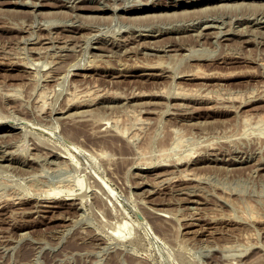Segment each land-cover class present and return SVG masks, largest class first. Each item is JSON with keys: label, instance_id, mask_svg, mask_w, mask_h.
<instances>
[{"label": "rangeland", "instance_id": "obj_1", "mask_svg": "<svg viewBox=\"0 0 264 264\" xmlns=\"http://www.w3.org/2000/svg\"><path fill=\"white\" fill-rule=\"evenodd\" d=\"M143 1L171 7L126 12ZM189 1L0 0V120H29L0 137V264H264V0ZM78 174L71 199L45 206Z\"/></svg>", "mask_w": 264, "mask_h": 264}, {"label": "bare ground", "instance_id": "obj_2", "mask_svg": "<svg viewBox=\"0 0 264 264\" xmlns=\"http://www.w3.org/2000/svg\"><path fill=\"white\" fill-rule=\"evenodd\" d=\"M67 1H69V0H67ZM76 1V0H75ZM102 1V0H101ZM133 1V0H132ZM168 1V0H167ZM201 0H197L196 2H194L193 0L192 1H189V3H199ZM207 1V0H206ZM215 1V0H214ZM223 1V0H222ZM241 1H243V0H241ZM241 1H240V3H241ZM247 1V0H246ZM251 1V0H250ZM250 1H247V2H250ZM259 1V0H258ZM66 2V1H65ZM73 2V1H72ZM125 2V1H124ZM224 2H226L227 3V0L226 1H224ZM228 2H229V0H228ZM232 2V1H231ZM244 2V1H243ZM251 2H253V1H251ZM255 2V1H254ZM68 3V2H67ZM101 3V2H100ZM105 3H106V1H105ZM108 3V2H107ZM107 3H106V5H107ZM129 3H131V2H129ZM128 3V4H129ZM138 3V2H137ZM152 3V2H151ZM219 3V2H218ZM220 3H221V1H220ZM234 3V1L232 2V4ZM238 3V2H237ZM237 3H235V4H237ZM255 3H257V2H255ZM34 4V3H33ZM70 4H71V1H70ZM123 4H125V3H123ZM127 4V5H128ZM154 4V3H153ZM171 4V3H170ZM203 4V3H202ZM213 4V3H212ZM215 4V3H214ZM217 4V3H216ZM228 4V3H227ZM231 4V5H232ZM235 4L234 5H232V7L233 6H235ZM239 4V3H238ZM237 4V6H239ZM242 4H246V2L245 3H242ZM262 4V3H261ZM64 5H65V3H64ZM104 5V4H103ZM117 5V4H116ZM116 5H114V6H116ZM119 5V4H118ZM181 5H183V3H180V2H178V3H176L175 5H174V7L175 6H181ZM187 5H189V4H187ZM192 5V4H191ZM220 5H223V2L220 4ZM230 5V4H229ZM259 5V4H258ZM263 5V4H262ZM77 6V5H76ZM120 6V5H119ZM171 7L169 4H162V3H160V2H155V4L154 5H152V6H150L149 5V1H143V2H139V4L138 5H133V6H131L130 8H128L127 10H126V12H128V13H135V12H145V11H149V10H154V9H158V8H160V7ZM199 6V5H198ZM204 6H205V4H204ZM203 6V7H204ZM217 6V5H216ZM215 6V7H216ZM227 6V5H226ZM243 6V5H242ZM247 6V5H246ZM75 7V6H74ZM74 7H73V9H74ZM101 7V6H100ZM108 7V6H107ZM117 7V6H116ZM115 7V8H116ZM182 7V6H181ZM203 7H202V9L201 10H205V8L207 7V4H206V7L203 9ZM208 7H210V5L208 6ZM217 7H219V6H217ZM236 7V6H235ZM239 7H241V4H240V6ZM245 7V6H244ZM251 7V6H250ZM256 7H257V5H256ZM259 7V6H258ZM81 8V7H80ZM113 8V7H112ZM127 8V7H126ZM189 8V7H188ZM199 8H201V7H199ZM211 8V7H210ZM213 8V7H212ZM222 8V7H221ZM225 8V7H224ZM228 8H230V7H228ZM97 9V8H96ZM110 9V8H109ZM169 9V8H168ZM179 9H181V8H179ZM207 9V8H206ZM216 9V8H215ZM218 9V8H217ZM227 9V8H226ZM238 9H241V8H238ZM260 9V8H259ZM34 10V9H33ZM77 10V9H76ZM107 10V9H106ZM113 10V9H112ZM111 10V11H112ZM192 10V9H191ZM195 10H196V8H195ZM208 10V9H207ZM211 10H213V9H211ZM225 10V9H224ZM224 10H223V12H224ZM237 10V9H236ZM184 12H185V10H183ZM186 11L188 12V11H190L189 9L187 10L186 9ZM206 11V10H205ZM218 11V10H217ZM238 11V10H237ZM260 11H262V10H260ZM218 12H221V11H218ZM222 12V13H223ZM241 12V11H240ZM257 12V11H256ZM73 13H74V11H73ZM77 13V12H76ZM76 13H74V16H75V14ZM115 13V12H114ZM114 13H113V15H114ZM169 12H167V14H168ZM172 13V12H171ZM176 13V12H175ZM181 13H183V12H181ZM249 13V12H248ZM258 13V12H257ZM261 13V12H260ZM118 14V13H117ZM152 14V13H151ZM165 14V13H164ZM185 14V13H184ZM204 14H205V12H204ZM209 14H210V12H209ZM225 14V13H224ZM229 14V13H228ZM240 14V13H239ZM250 14H252L251 12H250ZM80 15V14H79ZM116 15V14H115ZM133 15V14H132ZM143 15H145L144 13H143ZM157 15V14H156ZM162 15V14H161ZM170 15V14H169ZM201 15V14H200ZM211 15V14H210ZM220 15H221V13H220ZM235 15V14H234ZM233 15V16H234ZM253 16H254V13L252 14ZM259 15V14H258ZM264 15V14H263ZM83 16V15H82ZM119 16H122V15H119ZM134 16H135V14H134ZM150 16V15H149ZM149 16H147V15H145V16H137V17H130V18H134V20H143V19H145V18H147V17H149ZM159 16H160V14H159ZM175 16V15H174ZM184 16V15H183ZM186 16V15H185ZM188 16H189V14H188ZM215 17H216V15H214ZM224 16V15H223ZM241 16V15H240ZM255 16H257L256 14H255ZM254 16V17H255ZM261 16V18H263L262 17V15H260ZM259 16V17H260ZM77 17V16H76ZM180 17V16H179ZM187 17V16H186ZM199 17V16H198ZM208 17V16H207ZM211 17H212V15H211ZM210 17V18H211ZM221 17V19H222V16H220ZM239 17V16H238ZM238 17H235L236 19H238ZM243 17V16H242ZM253 17V18H254ZM258 17V18H259ZM129 18V19H130ZM176 18V17H175ZM193 18H195V17H193ZM203 18V17H202ZM205 18H206V16H205ZM248 18V17H247ZM250 18V17H249ZM251 18H252V16H251ZM250 18V19H251ZM76 19V18H75ZM79 19V18H78ZM118 19V18H117ZM128 19V18H127ZM161 19V18H160ZM191 19H192V17H191ZM196 19V18H195ZM198 19H200V18H198ZM197 19V20H198ZM206 19H208V18H206ZM214 19V18H213ZM216 19V18H215ZM223 19H224V17H223ZM260 19V18H259ZM264 19V18H263ZM185 20V19H184ZM184 20H183V22H184ZM186 20H188V19H186ZM190 20V19H189ZM193 20V19H192ZM196 20V21H197ZM218 20V19H217ZM217 20H216V22H217ZM240 20V19H239ZM242 20H243V22H244V19L242 18ZM248 20V19H247ZM74 21V20H73ZM77 21V20H76ZM81 21V20H80ZM120 21V20H119ZM122 21V20H121ZM146 21V20H145ZM156 21V20H155ZM158 21H159V19H158ZM213 21V20H212ZM254 20H252V22H253ZM256 21H257V19H256ZM125 22V21H124ZM123 22V23H124ZM133 22V21H132ZM131 22V23H132ZM141 22V21H140ZM161 22H163V20L161 21ZM160 21H159V23H161ZM171 22V21H170ZM170 22H169V24H170ZM177 23H178V21H176ZM181 22V21H180ZM222 22H223V20H222ZM234 22V20L232 21V23ZM248 22V21H247ZM73 23V22H72ZM137 23V22H136ZM139 23V22H138ZM138 23H137V25H138ZM143 23H144V21H143ZM151 23V22H150ZM156 23H157V21H156ZM192 23V22H191ZM257 23V22H256ZM261 23H263V22H261ZM24 24V23H23ZM71 24V23H70ZM128 24V23H127ZM145 24H146V22H145ZM154 24V23H153ZM158 24V23H157ZM165 24V23H164ZM173 24V23H172ZM187 24V23H186ZM188 24H190V23H188ZM193 24V23H192ZM191 24V25H192ZM199 24V23H198ZM218 24V23H217ZM216 24V25H217ZM219 24H220V22H219ZM250 24V23H249ZM254 24V23H253ZM264 24V23H263ZM68 25V24H67ZM76 25V24H75ZM85 25V24H84ZM83 25V26H84ZM125 25V24H124ZM123 25V26H124ZM130 25H134V28H136L135 26V22H134V24H130ZM140 25V24H139ZM143 25V24H142ZM147 25V24H146ZM177 25H179V24H177ZM182 25V24H181ZM194 25V24H193ZM196 25V24H195ZM205 25V24H204ZM209 25V24H208ZM208 25H205V29H207V28H209L210 26H208ZM211 25H212V23H211ZM221 25V24H220ZM219 25V26H220ZM232 25V24H231ZM230 25V26H231ZM257 25V24H256ZM260 25H262V24H260ZM259 25V26H260ZM19 26H21V25H19ZM22 26H24V25H22ZM31 26H32V24H31ZM65 26V25H64ZM129 26V25H128ZM148 26H150L149 24H148ZM148 26H146L147 27V29H148ZM174 26V25H173ZM180 26V25H179ZM184 26V25H183ZM198 26V25H197ZM201 26H202V24H201ZM241 26V25H240ZM243 26V25H242ZM252 26V25H251ZM250 26V27H251ZM263 26V25H262ZM18 27V26H17ZM29 27V26H28ZM82 27V26H81ZM142 27V26H141ZM152 27V26H151ZM157 27H158V25H157ZM161 27V26H160ZM178 27V26H177ZM191 27V26H190ZM195 27V26H194ZM212 27H214V24H213V26ZM233 27V26H232ZM248 27V26H247ZM243 28V29H248V28ZM48 28V27H47ZM46 28V29H47ZM65 28V27H64ZM76 28V27H75ZM79 28V27H78ZM84 28V27H83ZM129 28H130V26H129ZM139 29H140V27H138ZM137 28V29H138ZM143 28V27H142ZM150 28V27H149ZM162 28V27H161ZM165 28V27H164ZM202 28H203V26H202ZM215 28H217V27H215ZM236 28V27H235ZM237 28H239L238 26H237ZM252 28V27H251ZM255 28V27H254ZM41 29V28H40ZM120 29H122V26H121V28ZM119 29V30H120ZM143 29H145V28H143ZM157 29V28H156ZM182 29H184V28H182ZM230 29V28H229ZM241 29V28H240ZM26 30H28V29H26ZM69 30H71V29H69ZM151 30V29H150ZM199 30H201L200 28H199ZM214 30V29H213ZM212 30V31H213ZM218 32L219 33H222L223 32V30H220V28H218ZM225 30V29H224ZM252 30V29H251ZM263 30V29H262ZM49 31V30H48ZM65 31V30H64ZM77 31V30H76ZM130 31V30H129ZM136 31V30H135ZM144 31V30H143ZM145 31H146V29H145ZM185 31V30H184ZM221 31V32H220ZM230 31H234V30H230ZM240 31V30H239ZM243 31V30H242ZM260 31V30H259ZM24 32V31H23ZM27 32V31H26ZM125 32V31H124ZM131 32H134V31H131ZM137 32H139V31H137ZM140 32H141V30H140ZM139 32V33H140ZM164 32H165V30H164ZM168 32V31H167ZM226 32V31H225ZM235 32V31H234ZM237 32V31H236ZM247 32H248V30H247ZM257 32H258V30H257ZM122 33V32H121ZM126 33V32H125ZM144 33V32H143ZM147 33V32H146ZM151 33V32H150ZM159 33H161V32H159ZM170 33V32H169ZM176 33V32H175ZM182 33H184V32H182ZM190 33V32H189ZM198 33V32H197ZM199 33L201 34V32L199 31ZM199 33H198V36H199ZM203 33H204V31H203ZM210 33V32H209ZM227 33V32H226ZM230 33V32H229ZM240 33V32H239ZM245 33V32H244ZM253 33H254V29H253ZM263 33V32H262ZM130 35H131V33H129ZM138 34V33H137ZM153 34H155L154 32H153ZM152 34V35H153ZM186 34H187V32H186ZM185 34V35H186ZM223 34V33H222ZM221 34V35H222ZM236 34V33H235ZM234 34V35H235ZM241 34V33H240ZM35 35V34H34ZM52 35V34H51ZM123 35V34H122ZM134 35H136V34H134ZM133 35V36H134ZM174 35V34H173ZM188 35V34H187ZM191 35V34H190ZM195 35V34H194ZM197 35V34H196ZM202 35V34H201ZM211 35V34H210ZM218 35V34H217ZM216 35V37H218ZM225 35V34H224ZM255 35V34H254ZM256 35H258V34H256ZM264 35V34H263ZM30 36H31V34H30ZM37 36V35H36ZM73 36H74V34H73ZM132 36V37H133ZM171 36V35H170ZM176 36V35H175ZM177 36H178V33H177ZM176 36V37H177ZM207 36V35H206ZM231 36V35H230ZM230 36H229V38H230ZM250 36V35H249ZM262 36V35H261ZM32 37V36H31ZM30 37V38H31ZM65 37H66V35H65ZM71 37H72V35H71ZM116 37V36H115ZM120 37V36H119ZM131 37V36H130ZM129 37V38H130ZM139 37V36H138ZM153 37V36H152ZM191 37V36H190ZM210 37V36H209ZM223 37V36H222ZM227 37V36H226ZM262 37H264V36H262ZM48 38V37H47ZM104 38V37H103ZM116 38H118V37H116ZM124 38V37H123ZM127 38V37H126ZM140 38V37H139ZM162 38V37H161ZM161 38H158V39H161ZM178 38V37H177ZM199 38V37H198ZM211 38V37H210ZM224 38V37H223ZM222 38V39H223ZM23 39H24V37H23ZM22 39V40H23ZM39 39V38H38ZM44 39V38H43ZM52 39V38H51ZM53 39L54 40H57V39H55L54 37H53ZM59 39V38H58ZM69 38H67V40H68ZM113 39H114V37H113ZM112 39V40H113ZM121 39V38H120ZM134 39V38H133ZM137 39V38H136ZM146 39V38H145ZM150 39V38H149ZM256 39H257V36H256ZM21 40V41H22ZM66 39L64 40L65 41V44H66V41H67ZM103 40H105V39H103ZM118 40H119V38H118ZM117 40V41H118ZM129 40V39H128ZM130 40H131V38H130ZM138 40V39H137ZM140 40V39H139ZM138 40V41H139ZM148 40V39H147ZM156 40H157V38H156ZM185 40V39H184ZM216 40V39H215ZM19 41H20V39H19ZM51 41V40H50ZM59 41V40H58ZM57 41V42H58ZM99 41V40H98ZM97 41V42H98ZM101 41V40H100ZM99 41V42H100ZM107 41V40H106ZM110 41H111V38H110ZM114 41V40H113ZM143 41H145V40H143ZM167 41V40H166ZM172 41V40H171ZM177 41V40H176ZM216 41H218V40H216ZM250 41V40H249ZM257 41V40H256ZM24 42H25V40H24ZM28 42V41H27ZM37 42V41H36ZM109 42V41H108ZM115 42V41H114ZM128 42V41H127ZM126 42V43H127ZM167 42H169V41H167ZM186 42V41H185ZM22 43H23V41H22ZM56 43V42H55ZM63 43V42H62ZM69 43V42H68ZM71 43V42H70ZM117 43V42H116ZM125 43V42H124ZM141 43V42H140ZM144 43V42H143ZM146 43H148V42H146ZM151 43H153V42H151ZM150 43V44H151ZM166 43V42H165ZM181 43V42H180ZM90 44V43H89ZM111 44V43H110ZM123 44V43H122ZM149 44V43H148ZM163 44V43H162ZM169 44H171V43H169ZM64 45V44H63ZM75 45V44H74ZM100 45V44H99ZM107 45V44H106ZM116 45V44H115ZM123 45H125V44H123ZM142 45V44H141ZM143 45H145V44H143ZM153 45V44H152ZM159 46H160V43L158 44ZM164 45V44H163ZM176 45V44H175ZM190 45V44H189ZM191 45H193V44H191ZM60 46V45H59ZM89 46V45H88ZM88 46H87V48H88ZM117 46V45H116ZM138 46V45H137ZM165 46V45H164ZM183 46V45H182ZM70 47V46H69ZM94 47V46H93ZM99 47V46H98ZM101 47V46H100ZM103 47V46H102ZM121 47V46H120ZM119 47V48H120ZM139 47H142V46H140L139 45ZM169 47V46H168ZM52 48V45H51V47H50V49ZM60 48H62V46L60 47ZM59 48V49H60ZM73 48V47H72ZM122 48V47H121ZM128 48H130V47H128ZM128 48H127V50H128ZM152 48H153V46H152ZM158 48V47H157ZM165 48H167V47H165ZM189 48V47H188ZM69 49V48H68ZM104 49V48H103ZM126 49V48H125ZM132 49V48H131ZM144 49V48H143ZM156 49V48H155ZM168 49H170V48H168ZM174 49V48H173ZM172 49V50H173ZM70 50H73V49H71L70 48ZM130 50V49H129ZM128 50V51H129ZM146 50V49H145ZM159 50V49H158ZM162 50V49H161ZM179 50V49H178ZM105 51V50H104ZM113 51V50H112ZM132 51V50H131ZM148 51H150V50H148ZM169 51V50H168ZM175 51H177L176 50V48H175ZM174 51V52H175ZM190 51H191V49H190ZM193 51V50H192ZM56 52V51H55ZM99 52H101V51H99ZM110 52H111V50H110ZM109 52V53H110ZM118 52V51H117ZM120 52V51H119ZM121 52H125V51H121ZM64 53V52H63ZM104 53V52H103ZM106 53V52H105ZM108 53V54H109ZM113 53V52H112ZM112 53H110L111 54V56L114 54V53H116L115 51H114V53L112 54ZM142 53H143V51H142ZM147 53V52H146ZM156 53V52H155ZM160 53L161 52H159V55H160ZM164 53V52H163ZM170 53V52H169ZM172 53V52H171ZM61 54V53H60ZM118 54V53H117ZM121 54H123V53H121ZM145 54V53H144ZM151 53L149 52V55H150ZM153 54V53H152ZM158 54V53H157ZM165 54V53H164ZM173 54V53H172ZM180 54H182V53H180ZM65 55V54H64ZM98 55V54H97ZM101 55H103V54H101ZM105 55V54H104ZM146 55V54H145ZM162 55V54H161ZM176 54H174V55H170V56H175ZM183 55V54H182ZM190 55V54H189ZM96 56V55H95ZM154 56V55H153ZM165 56V55H164ZM168 56V55H167ZM110 57V56H109ZM159 57V56H158ZM161 57V56H160ZM176 57V56H175ZM234 57V56H233ZM200 58V57H199ZM158 59V58H157ZM159 60V59H158ZM158 60H156V63H158L159 61ZM158 61V62H157ZM164 61V60H163ZM59 62V61H58ZM162 62V61H161ZM154 64V63H153ZM160 64V63H159ZM163 64H165V62L163 63ZM72 65V64H71ZM75 65V64H74ZM74 65H72V66H74ZM150 65H152V63L150 64ZM27 66V65H26ZM52 66V65H51ZM51 66L50 67H48V68H51ZM163 66V65H162ZM30 67V66H29ZM32 67V66H31ZM147 67V66H146ZM170 67V66H169ZM47 68V69H48ZM150 68V67H149ZM158 68V67H157ZM196 68H198V70H201V69H199L200 67H196ZM88 69V68H87ZM163 69V68H162ZM165 69H167V68H165ZM51 69H49L48 71H50ZM55 70V69H54ZM62 70V69H61ZM192 70V69H191ZM35 71V70H34ZM59 71V70H58ZM57 71V72H58ZM68 71V70H67ZM150 71V70H149ZM153 71V70H152ZM165 71V70H164ZM179 71V70H178ZM194 71V70H193ZM36 72V71H35ZM63 72H65V71H63ZM172 72H173V70H172ZM182 72H184V71H182ZM185 72H186V70H185ZM195 72V71H194ZM205 72V71H204ZM46 73H50L51 74V72H46ZM68 73V72H67ZM155 73V72H154ZM160 72L158 71V74H159ZM176 73V72H175ZM190 73V72H189ZM198 73V72H197ZM201 73V72H200ZM53 74V73H52ZM63 75H65L64 73H62ZM61 74V75H62ZM69 74H70V72H69ZM78 74V73H77ZM88 74V73H87ZM147 74V73H146ZM145 74V75H146ZM172 74V73H171ZM182 74V73H181ZM180 74V75H181ZM202 74H203V72H202ZM46 75V74H45ZM60 75V76H61ZM62 75V76H63ZM85 75V74H84ZM121 75V74H120ZM173 75H174V73H173ZM172 75V76H173ZM176 75H179V74H176ZM204 75V74H203ZM206 75V74H205ZM204 75V76H205ZM48 76H49V74H48ZM80 76V75H79ZM81 76H82V74H81ZM149 76V75H148ZM153 76V75H152ZM199 76V75H198ZM201 76V75H200ZM208 76V75H207ZM50 77H51V75H50ZM84 77V76H83ZM146 77V76H145ZM156 77V76H155ZM167 77H169V76H167ZM175 77V76H174ZM183 77V76H182ZM190 77V76H189ZM192 77V76H191ZM196 77V76H195ZM49 78V77H48ZM59 78V77H58ZM64 78H66V77H64ZM153 78V77H152ZM172 78V77H171ZM197 78V77H196ZM195 78V79H196ZM50 79V78H49ZM53 79V78H52ZM147 79V78H146ZM185 79V78H184ZM45 80V79H44ZM62 80V79H61ZM60 80V81H61ZM66 80V79H65ZM172 80V79H171ZM173 81V80H172ZM205 81V80H204ZM50 82V81H49ZM53 82V81H52ZM58 82H59V80H58ZM64 82V81H63ZM67 82V81H66ZM72 82V81H71ZM76 82V81H75ZM206 82V81H205ZM74 83V82H73ZM173 83V82H172ZM176 83V82H175ZM48 84V83H47ZM56 84V83H55ZM61 84V83H60ZM59 84V85H60ZM63 84V83H62ZM202 84V83H201ZM11 85V84H10ZM54 85V84H53ZM56 85H58V84H56ZM74 85H76V84H74ZM174 85V84H173ZM206 85V84H205ZM16 86V85H15ZM193 87H194V85H192ZM202 86V85H201ZM18 87V86H17ZM54 87V86H53ZM98 87V86H97ZM178 87V86H177ZM179 87H180V83H179ZM206 87H207V85H206ZM14 88V87H13ZM51 88H52V86H51ZM92 88V87H91ZM99 88V87H98ZM102 88V87H101ZM100 88V89H101ZM103 88H104V86H103ZM180 88H183V86L182 87H180ZM184 88H186L185 86H184ZM183 88V89H184ZM188 88V87H187ZM187 88H186V90H187ZM192 88V87H191ZM191 88H189V89H191ZM195 88V87H194ZM203 88V87H202ZM14 89H16V88H14ZM54 89V88H53ZM90 89V88H89ZM93 89V88H92ZM107 90H108V88H106ZM110 89V88H109ZM6 90H8V89H6ZM10 90H12V87H11V89ZM94 90V89H93ZM98 90V89H97ZM112 89H110V91H111ZM162 90H164V89H162ZM166 90V89H165ZM164 90V91H165ZM170 91H171V89H169ZM175 90H177V88L175 89ZM179 90V89H178ZM199 90V89H198ZM202 90V89H201ZM109 91V90H108ZM157 91V90H156ZM161 91V90H160ZM166 91H168V90H166ZM169 91V92H170ZM173 91V90H172ZM182 91V90H181ZM189 91V90H188ZM193 91V90H192ZM191 91V92H192ZM200 91V90H199ZM198 91V92H199ZM214 91V90H213ZM215 91H216V89H215ZM218 91V90H217ZM91 92V90L89 91V93ZM93 92H95V90L94 91H92V93ZM99 92V91H98ZM114 92H115V90H114ZM178 92V91H177ZM176 92V93H177ZM183 92H186V91H183ZM183 92H182V94H183ZM195 93H196V91H194ZM209 92H211V90L209 91ZM208 92V93H209ZM9 93V92H8ZM86 93H88V92H86ZM88 93V94H89ZM118 93H119V90H118ZM164 93V92H163ZM168 93V92H167ZM178 93H180V92H178ZM177 93V95H179ZM188 93V92H187ZM201 93V92H200ZM217 93V92H216ZM101 94H103V93H101ZM162 94V93H161ZM165 94V93H164ZM175 94V93H174ZM189 94V93H188ZM187 94V95H188ZM194 94V93H193ZM198 94V93H197ZM206 95H207V93H205ZM213 94H215V93H213ZM220 94V93H219ZM219 94H217V95H219ZM43 95V94H42ZM90 95V94H89ZM95 95H97V94H95ZM100 95V94H99ZM163 95V94H162ZM235 95H236V93H235ZM235 95H233V96H235ZM209 96H212V95H209ZM215 96V95H214ZM220 96V95H219ZM231 96V95H230ZM230 96H228L229 97V100H230ZM239 96V95H238ZM74 97V96H73ZM221 97H223V96H221ZM217 98V97H216ZM235 98V97H234ZM223 99V98H222ZM233 99V98H232ZM236 99H238L237 98V96H236V98H235V100ZM71 100V99H70ZM227 100V99H226ZM72 101H74L73 100V98H72ZM68 102H70V101H68ZM231 102H232V100H231ZM74 103V102H73ZM244 103V102H243ZM68 104V103H67ZM71 104V103H70ZM70 106V105H69ZM66 111H67V109H66ZM264 113V112H263ZM62 114V113H61ZM65 114V113H64ZM63 115V114H62ZM262 116H260L259 117V115H258V117H259V120L257 121L258 122V124L260 123H262V124H264V115L263 114H261ZM63 117V116H62ZM66 117V116H65ZM257 117V118H258ZM29 122V120H28V118H25V117H23V119L21 118V119H19V118H15L14 120H8V119H2V120H0V137H6V136H9V135H11V136H14L17 132H18V130H22V128H25V125H23L24 123L25 124H27ZM264 128V127H263ZM24 130V129H23ZM21 138V137H20ZM64 138V137H63ZM68 138V137H67ZM19 139V138H18ZM66 139V138H65ZM16 141V140H15ZM9 142V141H8ZM13 142V141H12ZM7 143V142H6ZM10 143H11V141H10ZM14 144V143H13ZM4 145V144H3ZM9 145V144H8ZM15 145V144H14ZM13 145V146H14ZM1 146V145H0ZM10 146V145H9ZM2 147V146H1ZM46 147V146H45ZM48 147V146H47ZM78 151H83L82 150V148L80 147V146H78V145H75L74 146ZM52 148V147H51ZM53 149V148H52ZM58 149V148H57ZM13 150V149H12ZM51 150V149H50ZM61 150H63V149H61ZM65 150V153H67L68 155H71V153L70 152H68L69 150H68V148H67V150L66 149H64ZM55 151H57L56 149H55ZM2 152V151H1ZM4 152V151H3ZM8 152V151H7ZM13 152V151H12ZM11 152V153H12ZM64 152V151H63ZM62 152V153H63ZM11 153H9L10 155H11ZM14 153V152H13ZM4 154V153H3ZM5 154H6V152H5ZM4 154V155H5ZM8 154V153H7ZM17 155V154H16ZM1 157V156H0ZM30 157H32V155H30ZM38 157V156H37ZM50 157H56L57 159H60V161L59 160H57V161H59V162H52V163H56L55 165L56 166H61V165H66V163L68 162V156L67 155H65V154H60L59 152H52L51 153V156ZM236 157V156H235ZM4 158V157H3ZM2 158V159H3ZM240 158V157H239ZM8 159V158H7ZM16 159V158H15ZM34 159V158H33ZM36 159V158H35ZM228 159V158H227ZM230 159V158H229ZM262 159V158H261ZM27 160H29V159H27ZM48 160V159H47ZM54 160V159H53ZM233 160V159H232ZM243 160H245V159H243ZM1 161V160H0ZM37 161V160H36ZM52 161V160H51ZM50 161V162H51ZM230 161V160H229ZM263 161V160H262ZM48 162V161H47ZM235 162V161H234ZM237 162V161H236ZM239 162V161H238ZM27 163V162H26ZM39 163V162H38ZM241 163V162H240ZM17 164V163H16ZM40 164V163H39ZM229 164V163H228ZM231 164V163H230ZM229 164V165H230ZM237 164V163H236ZM3 165H5V164H3ZM10 165V164H9ZM13 164H11V166H12ZM20 165V164H19ZM27 165V164H26ZM41 165V164H40ZM68 165V164H67ZM7 166H8V163H7ZM17 166V165H16ZM232 166V165H231ZM5 167H6V165H5ZM10 167V166H9ZM14 167H15V165H14ZM23 167V166H22ZM4 168V167H3ZM11 168V167H10ZM17 168V167H16ZM20 168V167H19ZM32 168V167H31ZM34 168V167H33ZM0 169L2 170V168H1V165H0ZM5 169V168H4ZM7 169V168H6ZM25 169H26V167L23 169V171H25ZM9 170V169H8ZM15 170V169H14ZM22 170V169H21ZM32 170V169H31ZM42 170V169H41ZM13 171V170H12ZM27 171H28V169H27ZM16 172V171H15ZM14 172V173H15ZM29 172H31V173H33V174H35V175H33V176H36V173L38 172V170H33V171H30L29 170ZM95 172V174L97 175V176H99V177H101L100 176V174L98 173V172H96V171H94ZM26 173V172H25ZM186 173V172H185ZM18 174H20V173H18ZM40 174V173H39ZM187 174V173H186ZM80 174H78L77 175V177L79 176ZM95 175V176H96ZM22 176V175H21ZM30 177H28V178H31L32 177V179H33V176L32 175H29ZM83 175H81V176H79V178H78V181H76L77 183H71V184H60V188H58V189H56V188H53L52 186H50V187H52V188H50L49 189V187H48V190H45V197H43V198H41V200L44 202V204L46 203V205L45 206H49V207H54V202L56 201V200H64V202H65V200L66 199H71L73 196L72 195H74V194H76V188H75V186H76V184L77 185H79L80 183H81V180H80V178L82 177ZM93 176H94V174H93ZM183 176H185V175H183ZM23 178H25V175H23ZM35 178H37V177H35ZM102 178V177H101ZM174 178V177H173ZM162 179V178H161ZM171 179H172V177H171ZM102 180V182H103V184L105 185V186H103V187H106L105 188V191H106V189H107V194L110 196V198H111V200L113 201V198L115 197H118L117 196V192H116V190L105 180V179H101ZM166 180V179H165ZM162 181V180H161ZM160 181V182H161ZM164 181V180H163ZM156 182V181H155ZM159 182V181H158ZM167 182V181H166ZM78 188V187H77ZM79 188H80V186H79ZM83 191L84 190H86V186L85 185H83L82 186V188H81ZM104 189V188H103ZM1 192H3V191H1ZM44 192V191H43ZM4 193V192H3ZM20 194H23V193H21V192H19ZM8 194V193H7ZM26 194V193H25ZM25 194H23V195H25ZM12 195V194H11ZM17 195V194H16ZM22 195V196H23ZM2 196H4L3 194H2ZM27 196V195H26ZM43 196V195H42ZM7 197V196H6ZM5 197V198H6ZM15 196H13L12 198H14ZM18 197H19V194H18ZM24 197V196H23ZM32 197V196H31ZM40 197V196H39ZM85 197V196H84ZM2 198H4V197H2ZM21 198V197H20ZM78 198V197H77ZM82 198H83V196H82ZM0 199H1V194H0ZM8 199V198H7ZM16 199V198H15ZM30 199V198H29ZM39 199V198H38ZM19 200V199H18ZM25 200V199H24ZM8 200H6V202H7ZM16 201H17V199H16ZM15 201V202H16ZM26 201V200H25ZM40 201V200H39ZM192 201H194V200H192ZM4 202V201H3ZM9 202H10V199H9ZM13 202V201H12ZM20 202H22V201H20ZM81 202V201H80ZM79 202V203H80ZM28 203V202H27ZM66 203V202H65ZM77 205H79V203H77V201L75 202ZM5 204V203H4ZM8 204V203H7ZM14 204V203H13ZM73 204V203H72ZM72 204H70V205H72ZM0 205H1V203H0ZM33 206V205H32ZM37 206V205H36ZM44 206V207H45ZM61 206V205H60ZM34 207H35V205H34ZM64 207V206H63ZM74 207V206H73ZM81 207V206H80ZM37 208V207H36ZM61 208V207H60ZM39 209V208H38ZM43 209V208H42ZM77 209H78V207H77ZM54 210V209H53ZM26 211V210H25ZM28 211V210H27ZM26 211V212H27ZM33 211V210H32ZM44 211H46V210H44ZM51 211V210H50ZM167 211V210H166ZM23 212V211H22ZM33 212H35V211H33ZM4 213V212H3ZM1 215V214H0ZM77 215V214H76ZM159 215H161V216H163V217H167V216H169V214H167L166 212H163V211H160L159 212ZM66 216H68V215H66ZM76 218V217H75ZM69 219H70V216H69ZM68 220V219H67ZM72 220H73V218H72ZM193 221V220H192ZM130 222L131 221H129V220H127L126 218H124L123 220L121 219V223H120V221H119V225H116L117 227H115V229L113 230L114 231V233L116 234V236L118 235L119 237H121L120 235H124L123 233H124V230L128 227L129 228V225H131L130 224ZM20 225H21V223H20ZM23 225V224H22ZM66 225V224H65ZM69 225V224H68ZM133 225V224H132ZM131 225V226H132ZM190 226V225H189ZM187 227V226H186ZM64 228H65V226H64ZM66 228H67V226H66ZM130 229V228H129ZM128 229V230H129ZM131 229H133V227H131ZM62 230H63V228H62ZM127 230V229H126ZM21 232V231H20ZM23 233H21L20 235L22 236L23 234H24V231H22ZM128 232V231H127ZM131 232H132V230H131ZM192 232V231H191ZM27 233V232H26ZM26 233H25V235H26ZM126 233V232H125ZM129 233V232H128ZM130 234V233H129ZM25 264V263H24ZM35 264V263H34Z\"/></svg>", "mask_w": 264, "mask_h": 264}]
</instances>
